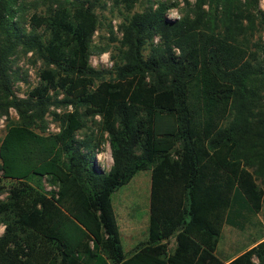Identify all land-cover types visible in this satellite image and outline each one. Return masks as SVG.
<instances>
[{"label":"trees","instance_id":"obj_1","mask_svg":"<svg viewBox=\"0 0 264 264\" xmlns=\"http://www.w3.org/2000/svg\"><path fill=\"white\" fill-rule=\"evenodd\" d=\"M257 1H185L169 20L174 4L113 0L120 37L108 28L112 65L94 69L89 57L109 49L92 41L99 0H0V119L16 116L3 142L38 147L10 158L35 164L27 177L4 180L0 166V264H264V232L243 243L256 214L264 229ZM17 53L41 65L23 98ZM47 115L58 132L44 136ZM95 117L107 171L94 160L101 139L76 136ZM144 171L146 239L125 256L111 195ZM223 226L240 238L228 254L216 250Z\"/></svg>","mask_w":264,"mask_h":264},{"label":"rangeland","instance_id":"obj_2","mask_svg":"<svg viewBox=\"0 0 264 264\" xmlns=\"http://www.w3.org/2000/svg\"><path fill=\"white\" fill-rule=\"evenodd\" d=\"M152 3L163 2L166 4H174L175 7L169 8L166 11V18H169L170 9H177L179 13L183 12L185 6L184 2L189 4L193 3V0H151ZM245 0H241L244 2ZM99 7L95 10L98 17V30L94 33L93 44L100 42L101 44L107 43L109 49L107 52L100 55H91L89 57V65L94 69H108L112 65V45L108 34V28L111 27L114 37L118 39L120 34L117 30L119 23L121 22V16L119 14V7L113 5V0H99ZM183 5V6H181ZM144 7L143 3L135 5L133 11H140ZM257 8L263 13L264 16V0L257 1ZM255 30L253 37L250 39L251 43L258 42L260 45L264 39V22H260L257 18L254 20ZM41 65L39 61L34 60L30 55H22L17 53L13 56V69L18 73L19 80L14 81L13 90L18 97H25L27 92L34 87L38 79V71ZM69 109V108H68ZM62 110H58V112ZM98 117L94 118V121L88 119L85 121V128L77 132V137L82 138L84 135L96 136L101 139V143L98 147V153L95 155V164L102 171H107L110 164V153L105 134H101L98 130L97 121ZM15 113L11 110L9 112L8 120L5 118L0 119V166L2 168L1 175L4 180H20L27 177L31 170L34 168V163H22L21 165H12L11 159H18L19 154L26 160L31 159L33 154L38 148L36 144L30 141H26L19 146H8L3 142V135L5 133L7 123L15 122ZM47 128L44 136H49L58 132V127L54 123L49 115L46 116ZM94 122V123H93ZM100 136V137H99ZM11 158V159H10ZM35 162V161H34ZM52 188V187H51ZM45 187L46 190L51 189ZM148 193H149V172H138L132 179L124 186L117 189L111 195V205L115 214L116 222L119 229L121 246L125 256H128L132 251L146 239V227H147V208H148ZM260 214H256L250 221L248 230L245 232L243 243H253L261 235H263L264 229L261 227ZM258 223L260 225H258ZM2 227L0 226V234ZM221 236V235H220ZM222 239L219 238L217 242V250L221 249ZM174 240L171 238L168 241L167 248L169 251L173 249Z\"/></svg>","mask_w":264,"mask_h":264},{"label":"crops","instance_id":"obj_3","mask_svg":"<svg viewBox=\"0 0 264 264\" xmlns=\"http://www.w3.org/2000/svg\"><path fill=\"white\" fill-rule=\"evenodd\" d=\"M147 210H148V208H147ZM220 235H221L220 238L223 241L222 242L223 246L219 250H217V248H216V250L228 254L230 252V249L232 247H234L235 244H237L238 240L240 239L239 235L235 231H233L232 229H230L226 226L222 227ZM258 241H259V238L255 242L250 243L251 245H249V246H252L253 244L257 243Z\"/></svg>","mask_w":264,"mask_h":264},{"label":"clouds","instance_id":"obj_4","mask_svg":"<svg viewBox=\"0 0 264 264\" xmlns=\"http://www.w3.org/2000/svg\"><path fill=\"white\" fill-rule=\"evenodd\" d=\"M193 2H194V0H193ZM181 6H183V5H181ZM169 18L170 19H181L182 17H181V14L179 13V11L177 9H170ZM113 163H114V161H113Z\"/></svg>","mask_w":264,"mask_h":264}]
</instances>
